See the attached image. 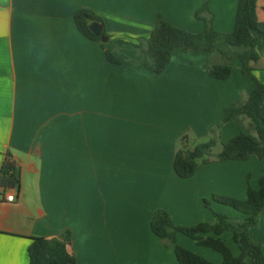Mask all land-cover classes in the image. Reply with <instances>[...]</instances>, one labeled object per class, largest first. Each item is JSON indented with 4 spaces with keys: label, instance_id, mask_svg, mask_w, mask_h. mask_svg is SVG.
<instances>
[{
    "label": "crops",
    "instance_id": "0c3cea01",
    "mask_svg": "<svg viewBox=\"0 0 264 264\" xmlns=\"http://www.w3.org/2000/svg\"><path fill=\"white\" fill-rule=\"evenodd\" d=\"M238 4L0 0V170L10 155L20 174L19 190L0 187V264H30V237L68 231L75 264H179L173 247L151 229L159 209L176 226L212 222L211 211L244 218L214 196L246 200L248 186L258 188L264 175V160H213L189 178L174 169L181 144L193 148L214 138L223 145L245 132L242 116L223 122L224 110L246 102L254 88L239 61L229 80L207 73L208 65L222 62L218 53L177 49L159 74L114 64L102 43L85 37L74 20L76 11L91 10L114 38L110 45L135 57L136 39L149 37L159 14L199 33L211 13L214 28L231 33ZM203 6L210 13L197 18ZM257 13L264 26V0ZM256 69L264 83V57ZM12 192L16 199L10 202ZM250 236L264 252V218ZM220 238L234 256L240 254L231 231ZM177 243L223 262L220 253L184 234Z\"/></svg>",
    "mask_w": 264,
    "mask_h": 264
},
{
    "label": "trees",
    "instance_id": "16d2710c",
    "mask_svg": "<svg viewBox=\"0 0 264 264\" xmlns=\"http://www.w3.org/2000/svg\"><path fill=\"white\" fill-rule=\"evenodd\" d=\"M259 0H239L235 27L231 33L217 31L213 26V15L207 7L197 11L196 17L208 11L204 17L205 26L199 33H192L168 22L159 14L156 25L148 38H138L135 57H125L106 30L103 19L88 9H80L74 15L77 29L88 39L102 43L109 62L129 63L143 66L155 73L165 70L175 50L183 52L218 53L222 62L210 64L207 73L217 80H229L233 74L231 62L238 60L243 75L254 82V88L246 102L231 103L225 110L223 122L236 121L240 116L250 118L257 135L241 132L223 143L219 154H213L217 140H211L188 148L181 144L174 157V169L180 178L192 177L198 168L207 162L227 160H248L252 156L264 160V83L254 74L256 64L264 57V26L258 20ZM103 25L101 36L108 37L102 42L90 29V24ZM0 187L3 189L20 188V174L17 163L8 155L0 170ZM246 200L214 196V199L244 214L241 220L211 211L212 222H203L195 226H176L171 215L159 209L151 220L153 233L172 246L179 264H216L177 243V235L184 234L197 244L211 248L223 257L221 264H264V252L259 243L254 242L250 230L264 218V175L258 178V188L248 186ZM225 231H231L240 250L234 256L229 246L220 238ZM28 247L30 264H75L74 254L69 250L70 232L57 238L30 237Z\"/></svg>",
    "mask_w": 264,
    "mask_h": 264
},
{
    "label": "rangeland",
    "instance_id": "374dc122",
    "mask_svg": "<svg viewBox=\"0 0 264 264\" xmlns=\"http://www.w3.org/2000/svg\"><path fill=\"white\" fill-rule=\"evenodd\" d=\"M112 42V41H111ZM124 56L130 58L131 56L127 55V54H124ZM231 65L234 67V69L237 70L236 66H235V60L233 62H231ZM236 72V71H235ZM251 81V80H250ZM253 82V81H252ZM251 82V83H252ZM254 83V82H253ZM240 119V118H239ZM240 123L241 125L243 126V128L245 129V132L249 133V134H252V135H257L254 127H253V124L250 120V118L246 117V116H242L241 119H240ZM222 148V145L220 144V142L217 140L216 142V145L214 146L213 148V154H217ZM31 184V181L29 180H26V185H30ZM225 240V239H224ZM203 249H206V248H203Z\"/></svg>",
    "mask_w": 264,
    "mask_h": 264
},
{
    "label": "water",
    "instance_id": "95a60500",
    "mask_svg": "<svg viewBox=\"0 0 264 264\" xmlns=\"http://www.w3.org/2000/svg\"><path fill=\"white\" fill-rule=\"evenodd\" d=\"M90 29L92 30V32L96 36L101 37V40L103 42H107L108 41V37L101 36L102 30H103V25L101 23H98V22L91 23L90 24Z\"/></svg>",
    "mask_w": 264,
    "mask_h": 264
},
{
    "label": "built area",
    "instance_id": "2783aa9c",
    "mask_svg": "<svg viewBox=\"0 0 264 264\" xmlns=\"http://www.w3.org/2000/svg\"><path fill=\"white\" fill-rule=\"evenodd\" d=\"M14 189L16 190L17 188H14ZM6 198H7L8 201L13 202L16 199V194L14 192H12L11 195L10 194L7 195Z\"/></svg>",
    "mask_w": 264,
    "mask_h": 264
}]
</instances>
